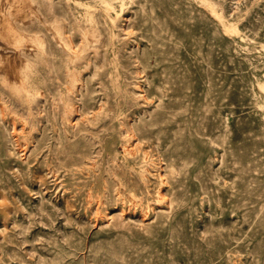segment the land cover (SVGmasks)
<instances>
[{
	"label": "rangeland",
	"instance_id": "1",
	"mask_svg": "<svg viewBox=\"0 0 264 264\" xmlns=\"http://www.w3.org/2000/svg\"><path fill=\"white\" fill-rule=\"evenodd\" d=\"M2 49L0 264H264V0H0Z\"/></svg>",
	"mask_w": 264,
	"mask_h": 264
},
{
	"label": "bare ground",
	"instance_id": "2",
	"mask_svg": "<svg viewBox=\"0 0 264 264\" xmlns=\"http://www.w3.org/2000/svg\"><path fill=\"white\" fill-rule=\"evenodd\" d=\"M28 2H29V1H28ZM105 3H106V2H105ZM21 6L23 7L24 5H20L19 7H21ZM108 7H109V6H108ZM109 8H110V7H109ZM208 8H209V7H208ZM21 16H22V15H21ZM35 16H36V15H35ZM38 20H39V19H38ZM1 31H3V30H1ZM4 31H5V30H4ZM49 32H50V31H49ZM8 34H9V33H8ZM20 34H21V33H20ZM5 35H6V34H5ZM11 35H12V34H11ZM6 36H7V35H6ZM18 36H20V35H18ZM21 36H22V35H21ZM21 36H20V39L22 38ZM1 37H2V36H1ZM4 37H5V36H4ZM39 37H40V36H39ZM8 38H9V37H8ZM41 38H42V37H41ZM41 38H40V39H41ZM9 39H10V38H9ZM34 39H35V38H34ZM4 40H5V39H4ZM15 41H16V40H15ZM31 41H32V40H31ZM33 41H34V40H33ZM35 41H36V40H35ZM37 41H38V39H37ZM58 41H59V40H58ZM12 42H13V41H12ZM40 42H42V40H41ZM2 43H3V42H1V44H2ZM8 43H9V42H8ZM37 43H38V42H37ZM58 43H59V42H58ZM4 44H6V43H4ZM4 44H3V45H4ZM26 44H27V43H26ZM30 45H31V44H30ZM62 45H63V44H62ZM10 46H12V45H10ZM37 46H38V47H39V46L41 47V43H40V45L38 44ZM37 46L35 45V47H37ZM29 47H32V45L29 46ZM59 47H60V46H59ZM13 48H16V47H13ZM18 48H19V47H18ZM10 49H11V47H10ZM21 49H22V48H21ZM26 49H28V48L26 47ZM29 49L31 50V48H29ZM3 50H4V49L0 50V56H1V57H4V59H7V60H5V62H2V64H0V65H2L3 68H7V67H8V61L10 62V60H9V56H8L9 53H5V52H3ZM34 50H35V49H34ZM13 51H14V49H13ZM14 52H15V51H14ZM39 52H41V51H39ZM86 53H87V52H86ZM11 55H12V54H11ZM13 55H14V54H13ZM15 56H17V53L15 54ZM12 58H13V57H12ZM10 59H11V58H10ZM16 60H17V59H16ZM22 61H23V60H22ZM17 62H18V61H17ZM19 62H20V61H19ZM21 63H22V62H21ZM21 63H19V65H20ZM15 64H16V61H15ZM17 65H18V63H17ZM19 65H18L17 67H19ZM21 65H22V64H21ZM0 69H2V68H0ZM18 69H19V68H18ZM4 70H5V69H4ZM6 70L8 71V68H7ZM1 71H2V70H1ZM19 72H20V71H19ZM5 73H8V72H5ZM12 73H13V72H12ZM15 73L17 74L18 72H15ZM15 73H14L13 75H15ZM9 74L11 75V73H9ZM6 77H7V76H6ZM9 77H10V76H9ZM9 77H7V78H9ZM7 78H6V79H7ZM10 79H12V78H10ZM10 79H9V80H10ZM15 79H16V78H15ZM69 79H70V78H69ZM2 80L4 81V79H2ZM16 80L18 81V79H16ZM16 80H15V81H16ZM6 81H7V80H6ZM4 82H5V81H4ZM19 82H20V81H19ZM10 84H11V83H10ZM17 84H18V83H17ZM20 84H21V82H20ZM14 85H15V84H14ZM19 86H20V85H19ZM21 87L23 88L22 84H21ZM21 87H20V89H22ZM14 88H16V87H14ZM20 89H19V90H20ZM139 89H140V88H139ZM74 98H75V97H74ZM72 125H73V124H72ZM127 137H128V136H127ZM23 140H24V139H23ZM24 141H25V140H24Z\"/></svg>",
	"mask_w": 264,
	"mask_h": 264
}]
</instances>
